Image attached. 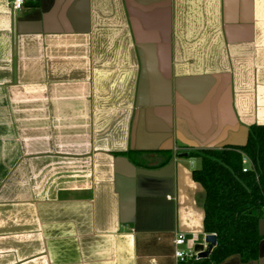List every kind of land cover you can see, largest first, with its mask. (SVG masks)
Returning a JSON list of instances; mask_svg holds the SVG:
<instances>
[{"label":"crops","instance_id":"1","mask_svg":"<svg viewBox=\"0 0 264 264\" xmlns=\"http://www.w3.org/2000/svg\"><path fill=\"white\" fill-rule=\"evenodd\" d=\"M255 125L264 0H0V264H174L177 233L205 248L187 152ZM258 233L255 262L220 264H264V214Z\"/></svg>","mask_w":264,"mask_h":264},{"label":"trees","instance_id":"2","mask_svg":"<svg viewBox=\"0 0 264 264\" xmlns=\"http://www.w3.org/2000/svg\"><path fill=\"white\" fill-rule=\"evenodd\" d=\"M187 156L200 162L191 175L205 193L204 234L216 237L208 258L188 264H220L231 256L242 263L255 261L261 241L258 222L264 214V126H251L243 146L190 150Z\"/></svg>","mask_w":264,"mask_h":264},{"label":"built area","instance_id":"3","mask_svg":"<svg viewBox=\"0 0 264 264\" xmlns=\"http://www.w3.org/2000/svg\"><path fill=\"white\" fill-rule=\"evenodd\" d=\"M37 0H9L13 12L21 11L26 4L35 3ZM242 172L248 170V160H242ZM174 264H188L199 260L198 252L195 250L196 242L193 237H188L184 233H177L174 238Z\"/></svg>","mask_w":264,"mask_h":264},{"label":"water","instance_id":"4","mask_svg":"<svg viewBox=\"0 0 264 264\" xmlns=\"http://www.w3.org/2000/svg\"><path fill=\"white\" fill-rule=\"evenodd\" d=\"M184 156H186V155H184ZM204 243L206 245L205 248L202 244H196L195 245V250L198 252V257L200 259H206L211 254L212 249L216 244L215 235H206L204 237ZM252 262H255V261H252Z\"/></svg>","mask_w":264,"mask_h":264},{"label":"rangeland","instance_id":"5","mask_svg":"<svg viewBox=\"0 0 264 264\" xmlns=\"http://www.w3.org/2000/svg\"><path fill=\"white\" fill-rule=\"evenodd\" d=\"M199 167V163H198V165H197V168Z\"/></svg>","mask_w":264,"mask_h":264}]
</instances>
